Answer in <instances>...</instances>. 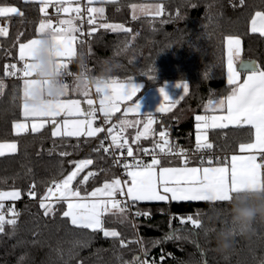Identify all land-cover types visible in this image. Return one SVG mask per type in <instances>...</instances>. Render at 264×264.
I'll use <instances>...</instances> for the list:
<instances>
[{
	"label": "trees",
	"instance_id": "16d2710c",
	"mask_svg": "<svg viewBox=\"0 0 264 264\" xmlns=\"http://www.w3.org/2000/svg\"><path fill=\"white\" fill-rule=\"evenodd\" d=\"M142 1L103 3V15L95 17V24H88L90 36L85 56L78 38L83 60L81 71L84 72L88 63L92 76H104L102 67L110 66V74L104 77L142 83L136 98L171 81L186 82L189 88L186 95H181L182 99L180 96L168 111L152 115L154 122L145 138L133 142L147 116L126 119L133 126L124 128L128 141L125 147L130 146L133 153L147 147L158 148L156 143H163L159 133L165 130L178 136L180 146L194 147L195 115L208 112L210 101L223 99L231 91L225 78V38L240 37L244 58L255 59L256 66L264 68V35L249 29L254 12H264V0H243V3L240 0H160V14L131 16V5ZM2 5H15L23 16H10L8 35L0 37V82L3 83L0 141L14 140L17 144L15 153L0 157V192L18 190L21 193L19 199L5 198L0 264H134L136 257L142 260L141 253L148 264H258L264 261V219L259 217L247 235L234 228L230 251L217 250L215 233L230 223L229 202L137 201L131 202V208L120 205L123 212L115 208L102 216L105 229L120 234L115 238L105 237L102 231L73 225L70 218L63 216L66 210L63 201L50 202L54 212L44 215L41 197L53 181H60L74 167L73 161L93 160L72 182V188L78 189L81 195L110 183L117 177V171L109 153L93 151L101 140L107 147L103 132L95 137H53L47 127L20 135L11 131L12 121L21 117L23 97L18 76L5 75V66L15 64L18 70V44L38 34L41 12L36 1L0 0ZM88 17L92 18L90 14ZM103 23H119L130 31L113 32L99 27ZM92 28L96 31L92 32ZM137 118L141 123H135ZM106 122L108 127H120L121 117L111 115ZM248 133L238 127L209 131L212 148L223 152V160L239 142L249 138ZM61 152L69 155L61 156ZM89 173L95 175L89 176ZM86 176L89 178L85 182ZM32 185L36 186L35 198L29 195ZM188 216L199 219L201 226L181 223V218L186 220ZM10 219L16 223L8 224L6 221Z\"/></svg>",
	"mask_w": 264,
	"mask_h": 264
},
{
	"label": "snow or ice",
	"instance_id": "6c2138e0",
	"mask_svg": "<svg viewBox=\"0 0 264 264\" xmlns=\"http://www.w3.org/2000/svg\"><path fill=\"white\" fill-rule=\"evenodd\" d=\"M28 2V0H26ZM39 2L40 12L47 15L48 7L53 4H62L64 0H36ZM93 0H89L92 3ZM243 3V0H240ZM135 5L133 8L135 9ZM58 11L60 9H57ZM64 12H68L70 9L64 7ZM77 14L80 13V8L72 9ZM103 7H89V14L103 15ZM23 16V13L13 6H0V17L9 18L10 16ZM88 24H95V17L88 19ZM60 25H67L65 28L53 27L51 20H42L39 24L38 33L46 34L51 37L54 44L57 45L53 55L56 58V68L58 71H62L65 74L67 69L66 59L74 55L72 48V42L75 40V36L71 35L79 31L73 24L72 20H61ZM99 27L111 30L113 32H128L122 24H109L103 23ZM96 28H92V32H95ZM251 31L253 33L259 32L264 35V12L257 11L255 17L251 22ZM8 35V28L0 27V37H6ZM39 40L31 39L27 43H21L19 45V59L24 61L23 68L17 70L15 64L5 66V75L15 76L19 71L23 77V116L25 121L28 118L36 119L41 118L42 123H32L31 131L33 133L40 131L45 123L51 122L54 126L52 132L53 137L56 136H69V137H95L98 133L103 132L101 127H93L94 114L96 112L94 101L88 98V88L79 90L85 97L83 101L79 99H59L55 102H49L40 107L31 106L27 103V99L30 95V90L38 83L47 84V81L40 82L35 79L37 65L34 63ZM241 52V40L238 37L227 38V83L233 85L232 91L225 98L218 101H210L209 105L211 110L219 111L221 115L202 116L197 115L196 120V147L197 150L211 149L212 144L207 142V131L211 128H226L229 124L236 126L249 125L255 130V142L254 143H242L240 144L241 152L245 150H259L261 155H264V68L259 66H245L249 71L245 74V79L241 83V71L238 70L236 61L240 57ZM243 61H240L242 63ZM11 69V71H10ZM177 87L183 88V94H187L189 85L186 82H180ZM65 88L68 90V85L65 84ZM3 89V83L0 82V91ZM140 91V87L134 82H129L127 86H121L117 81H103L98 80L96 82V92L101 95L100 99V111L104 113L105 120L111 116L113 112L119 111V104L124 101H132L136 93ZM163 101L158 107L157 111L163 112L166 110L165 105L174 106L177 100H170L167 92L164 88L159 89ZM68 91L63 96H67ZM181 99L183 96L180 97ZM140 103L136 100L133 105L126 109L128 112L140 113ZM64 116L62 126L65 131H60V123L56 120V117ZM85 119H68L67 117H80ZM152 114H148L147 120L143 123V132H138L134 139V143L138 142L141 136H147L151 131V125L153 124ZM136 124L141 123L136 121ZM125 126L131 127L133 125L128 124L127 121H121L120 131L123 132ZM115 125L107 129L108 135L111 138V145L109 147L104 146V141L101 140L97 148L93 151L99 153H110L112 148L124 149L128 144L127 139H121L120 133H114ZM13 129L16 135H20L23 132L29 130V126L26 122H16L13 125ZM167 131H161L159 133L160 141L163 143H156V147L160 149V152L171 153L174 146H169L167 139ZM17 150V144L15 142H0V157L6 154L15 153ZM147 154V150H143ZM184 150L179 149L177 155H183ZM61 156H67L69 153L61 152ZM127 156L133 158V163H124L123 167L126 170L127 181H124V185L127 187L126 195L130 198L132 203L137 201H223L230 202L233 199L234 193L240 192H264V174L259 171L264 165H258L256 163V157L249 155L247 157L233 155L231 157V163L229 166H216V167H187V157L184 156L185 167L182 168H170V167H157L161 164V160L154 154L150 164H145L142 160H138L134 154L133 149L127 147ZM75 167L65 178L60 181H53L52 186L47 188L46 193L40 199V207L44 209V215H49L54 212L53 204L49 203L53 198L58 202L63 201L67 203V210L63 211V216L68 217L73 225L84 229H92L93 231H102L105 237H118L120 234L114 230H107L104 227L102 216L105 212L111 209L119 208L121 212L124 208L120 207L119 202L111 199L117 192L122 195L125 194L124 187L120 179H113L110 183L106 182L103 187L96 188L89 195L92 198L108 197V199H93L91 201L86 200L81 196L78 189L72 188L73 180L79 175L81 171L88 165L93 164L92 159H84L72 162ZM114 163H119L115 160ZM211 164V160H209ZM132 169V170H129ZM95 175V173H89V176ZM88 176L84 177V181L88 180ZM35 185H32L29 195L33 198L36 196ZM21 193L18 190L10 192H0V201L7 199H19ZM111 206V208L109 207ZM0 208H3V204H0ZM14 212V210H13ZM15 214V213H14ZM141 215V213H137ZM143 215H149L143 213ZM8 224L14 225L15 219L6 221ZM190 222L194 227L199 228L201 221L188 216L186 220L181 218V223ZM5 217L0 214V232L4 231ZM122 246L124 241L121 240ZM145 255H147L145 253ZM163 259V257H161ZM134 264H148L147 260H141L139 257L135 258Z\"/></svg>",
	"mask_w": 264,
	"mask_h": 264
},
{
	"label": "crops",
	"instance_id": "0c3cea01",
	"mask_svg": "<svg viewBox=\"0 0 264 264\" xmlns=\"http://www.w3.org/2000/svg\"><path fill=\"white\" fill-rule=\"evenodd\" d=\"M28 1H36V0H28ZM81 1L82 0H64V2L62 4H58L57 6H55L54 5L55 2H53V4H51L48 7L46 16L41 13V19H40V21L38 23L37 30H38L39 24H40V22L42 20H51L52 24H53V27H61V28L67 27V25H60L59 22L61 20H72L73 24L78 29V26H77V15L78 14L75 11H72V9H75L77 7L80 8L81 7ZM85 1L88 3L89 7H97V8L103 7V9H104L103 3L108 2V1H114V0H93L92 3H89V0H85ZM39 5H40V3H39ZM133 5L136 6L135 9L133 8ZM133 5H131V7H130L131 16H138V15H141V14H160L161 11H162V4H161L160 0H144L142 2L135 3ZM2 6H5V5H2ZM7 6L16 7L15 5H7ZM40 7H41V5H40ZM64 7H68L70 10L68 12H64L62 10ZM57 9H60V10L58 11ZM256 12H254V14L252 15V17L250 18V21H249V29H250V31H251V22H252V19L255 17V13ZM50 15L56 16L57 17L56 20H53L50 17ZM90 15H91V17L100 16L99 14H90ZM110 24H119V23H110ZM256 33H259V32H256ZM71 35L75 36V40L72 42V48L74 50V55H72L70 58L66 59V63H67V69L66 70L71 72L72 76L69 79L64 80V83L68 85V94H67V96L62 97V98L63 99H79V100L82 101V106L86 107V105H83V101L85 100V97L82 95V93L80 91L75 90V81L78 79L79 75L84 73V72L81 71V64H82L80 62L81 48L79 47L78 31L75 32V33H72ZM38 37H39V33L36 36H34V37H32V38H30V39H28L26 41L20 42L18 44V47H17V61L18 62L20 61V59H19V45L21 43H27L29 40L36 39ZM228 37H238V36L230 35V36H227L225 38V78H226V81H227V38ZM238 38L241 40L240 37H238ZM84 56H85V54H84ZM241 59H244V56L242 55V41H241L240 57L236 61L237 66H238V63L240 62ZM238 70L241 71L240 81L242 83L243 80L245 79L246 72L249 71V70H240V69H238ZM18 78L20 80L21 89H22V97H23V77H22L21 73H19ZM94 79L103 80V81L115 80L121 86H127L129 82H134L135 84H137L140 87V89L142 87V83L140 81H136V80H118V79H115V78H106V77H103L101 75L100 76H94ZM177 84H178L177 82H173L170 85H166V86L164 85V86L161 87V88H164V90L167 92L168 96L170 97V100H177L183 94V88L182 87H177ZM233 87L234 86L231 85V91H232ZM159 89L149 90V91L145 92L144 94H142L141 96H139L138 98H136L135 97L136 95H135L133 97L132 101L121 102L119 104V109L120 110L116 111V112H113L111 115H116V116L119 115V117H121V121H126V119L129 116L139 117L140 115H146L147 118H148V114H152L153 115L155 113H161V112L157 111L158 107L160 106L161 102L163 101V97L161 96ZM93 90L96 92V84H93L90 87H88V92H89L88 98L93 99V101H94L93 107H95V109H99V111H100L101 95L97 94V97H94L93 96ZM231 91L227 95H229L231 93ZM226 96H224V98ZM136 100L140 103V106H141L140 107V113L137 114V113H134V112H128L126 114V109L131 107ZM23 102L24 101H23V98H22V103H21V107H20L21 117L19 119L13 120L12 124H11V128H12L11 131H13V133H15L14 129H13V125L16 122H26L28 124V126H29V130L28 131H31V124L32 123H37V124L42 123V119L41 118H36V119L28 118V120L25 121V117L23 116ZM165 107H166V110L163 111V112L168 111L172 106L166 104ZM209 109L210 110L208 112L198 113V114L195 115V117L197 115L212 116V115H221L222 114L219 111L211 110L210 105H209ZM100 113H102V115L104 116L103 112L100 111ZM65 118L66 117H64V116L56 117V120L60 123V131L61 132L65 131V129L62 126L63 119H65ZM67 118L68 119H85V117H83V116H80V117H67ZM147 118H146V120H147ZM136 120L139 121L140 118H137ZM143 123L138 127V130L136 131L135 137L137 136L138 132H143V130H144L143 129ZM196 123H195V131H194V136H193L195 144H197V141H196V135H197ZM92 126L93 127H98L96 125V123H95V120H93V125ZM45 127L49 128V130H50V132L52 134V132L54 130L53 124L51 122L45 123L42 128H45ZM229 127L230 128H235V127L242 128L243 132H249L248 133L249 134V138L244 140V141L242 140L241 142H239L237 144L236 149L233 150L232 152H230L228 154L227 158L225 160H223V161L214 162V163H211V164H209V163H202V164L201 163H191V164H187V167H189V168H191V167L203 168V167H216V166H229L230 167L231 157L233 155L244 156V157H247L249 155H254L256 157V163L258 165H261L260 164V160H259V155L261 153L259 152V150L253 149V150H245L243 152H241V150H240V144H242V143H254L255 142V130L251 126L246 125V124L243 125V126H236V125L229 124L228 127H226V128H229ZM211 129H222V128H211V127H209L208 129H206V131H207V142H209V143H212V140H211L210 135H209V131ZM23 133H25V132H23ZM141 137L145 138V136H141ZM0 142H15L16 143V141H14V140H3V141H0ZM158 159L161 160V164L157 167V171L159 170V167H170V168H182V167H185V163L181 162L180 159L176 158V157H167V158H158ZM125 163L131 164L130 162H125ZM150 163H151V159L149 160V162L147 164H150ZM129 170H132V169H129ZM259 171L261 172V174H264V168H260ZM115 179H120V178L117 176ZM128 179L129 178L127 177V174H126V177L123 180V182L127 181ZM97 188H99V187H97ZM94 190H92V191H94ZM124 191H125V194H126V191H127L126 185H124ZM89 194L81 195V196L84 197L88 201L96 199V198L90 197ZM101 199H108V197H103V198L101 197ZM111 199H113V198H111ZM51 201L52 202L56 201V199L53 198ZM109 207L111 208L110 205H109Z\"/></svg>",
	"mask_w": 264,
	"mask_h": 264
},
{
	"label": "clouds",
	"instance_id": "9594fccd",
	"mask_svg": "<svg viewBox=\"0 0 264 264\" xmlns=\"http://www.w3.org/2000/svg\"><path fill=\"white\" fill-rule=\"evenodd\" d=\"M37 39L39 44L34 61L37 65L35 79L40 82L47 81V84L38 83L33 86L27 103L40 107L61 99L68 90L65 88L63 72L56 68V58L53 53L57 45L46 34H41ZM80 62L83 63L82 58ZM110 71V66H104L101 69V74L107 76ZM97 81L87 73H82L75 81V90L86 89L96 84ZM238 196H244L245 199L238 200ZM229 204L230 223L222 226L215 233L216 247L220 252H228L233 247L234 228L238 229L241 234L247 235L256 218L264 219V192L234 193Z\"/></svg>",
	"mask_w": 264,
	"mask_h": 264
},
{
	"label": "built area",
	"instance_id": "2783aa9c",
	"mask_svg": "<svg viewBox=\"0 0 264 264\" xmlns=\"http://www.w3.org/2000/svg\"><path fill=\"white\" fill-rule=\"evenodd\" d=\"M55 6H57V3H54ZM88 8L89 5L85 0L81 1V7H80V13L77 15V26H78V38L80 39L83 47H84V51H85V55L87 54V49H88V40H89V36H90V30L88 29ZM50 17L53 20H56V16L54 15H50ZM7 27L9 28L10 26V18H4V17H0V27ZM23 64L24 61H19V69L23 68ZM89 71V65L88 63L86 64V69L84 70V73H87L88 75H90L91 77L94 78V76H92L90 74ZM19 71L17 72V76H19ZM72 76L71 72H69L68 70H65V74H64V80L69 79ZM104 77V76H103ZM93 96L97 97V93L93 90ZM94 120L98 121L97 126L101 127L104 129L103 133H104V140L107 143V147H109L111 145V138L108 135L107 129L109 128L107 125V122L105 120V118L103 117L102 113H100L99 109H96V112L94 114ZM115 133H120V137L121 139H125V133L124 130L123 132L120 131V127H118V125H115ZM167 131V130H166ZM167 139L169 142V146H174V149L171 153L167 152V148H165V152L161 153L159 148H152V147H147L142 149L141 151H139L138 153H133L134 156L138 159V160H142L145 164H147L149 162L150 159H152V156L155 154L157 156V158H163V157H176L179 158L181 162L184 163V156L187 157V164H191V163H196V162H203V161H214V162H220L224 159V155L223 152H220L218 150H214L213 148L211 149H201V150H197V147H183L180 146L178 144V136L171 134L169 131H167ZM179 149H183L184 150V154L183 155H177V151ZM143 150H147V154H145V152ZM228 153L226 152L225 155H227ZM110 158H111V162L114 165V167L116 168L117 171V176L120 178L121 182H122V186L124 187V183L123 180L126 177V170L123 167V164L125 162H130L131 164L133 163V158L132 157H128L127 156V149L126 147L124 149H115L112 148L110 150ZM228 156V155H227ZM115 160H118L119 163H114ZM259 160H260V164L264 165V155H259ZM264 168V167H262ZM57 181V180H56ZM113 200L118 201L119 205H125L128 208H131V200L130 198L127 197L126 194H121L120 192H117L114 197H112ZM6 202V200H2L0 201V204H3V208H0V214H5V207H4V203ZM141 258L142 260L144 259V255L141 253Z\"/></svg>",
	"mask_w": 264,
	"mask_h": 264
},
{
	"label": "water",
	"instance_id": "95a60500",
	"mask_svg": "<svg viewBox=\"0 0 264 264\" xmlns=\"http://www.w3.org/2000/svg\"><path fill=\"white\" fill-rule=\"evenodd\" d=\"M240 61H243L242 63H238V69L240 70H249L245 65L248 64L250 66H256L257 63H256V60L255 59H249V58H244V59H241ZM258 264H264V261L258 263Z\"/></svg>",
	"mask_w": 264,
	"mask_h": 264
},
{
	"label": "rangeland",
	"instance_id": "374dc122",
	"mask_svg": "<svg viewBox=\"0 0 264 264\" xmlns=\"http://www.w3.org/2000/svg\"><path fill=\"white\" fill-rule=\"evenodd\" d=\"M173 82H177V83H180V81H171V82H168L166 85H170V84H172ZM165 85V86H166ZM161 88V87H160ZM157 89H159V88H157ZM115 133V132H114ZM80 160H84V159H80ZM79 161V160H78ZM74 167H75V165H74ZM74 167L63 177V178H65L71 171H73L74 170ZM62 178V179H63ZM61 179V180H62ZM99 188H101V186L99 187ZM103 198V197H102ZM96 199H101V197H98V198H96ZM49 203L50 202H52V201H48ZM65 205H66V210H67V203L65 202Z\"/></svg>",
	"mask_w": 264,
	"mask_h": 264
}]
</instances>
